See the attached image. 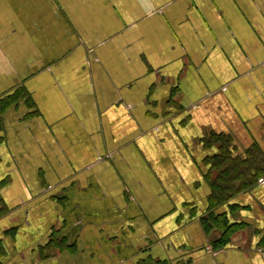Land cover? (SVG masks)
<instances>
[{
  "label": "crops",
  "instance_id": "1",
  "mask_svg": "<svg viewBox=\"0 0 264 264\" xmlns=\"http://www.w3.org/2000/svg\"><path fill=\"white\" fill-rule=\"evenodd\" d=\"M11 95L0 264H264V0H0Z\"/></svg>",
  "mask_w": 264,
  "mask_h": 264
},
{
  "label": "trees",
  "instance_id": "2",
  "mask_svg": "<svg viewBox=\"0 0 264 264\" xmlns=\"http://www.w3.org/2000/svg\"><path fill=\"white\" fill-rule=\"evenodd\" d=\"M16 99L14 98V95L7 96L3 99H0V116L7 111L13 104H15ZM227 141L229 139L223 138ZM227 147H221V152L219 154L218 160L220 162L223 161V158H225L224 164L227 165V168H230L237 172L238 169H235L236 166L230 162L228 159L229 154L231 153V149L229 148L230 143L227 142ZM219 162V163H220ZM245 164L244 166H241V172H243V175L245 176L238 187H236L234 190L229 191L227 188H229V185H231L233 176L229 173V170L227 172L223 171L221 174H223L220 178H217L214 182L216 187L214 188L213 196H212V205L217 206L218 204L228 200L231 196L236 194L239 191L245 190L252 185H254L262 176L264 177V165L262 164H256L255 165V148L251 149L249 151V156L245 158L244 160ZM214 165H219L218 163H214ZM250 169V172H249ZM239 171V170H238ZM248 172L250 175L248 176ZM226 190V191H225ZM209 222L211 223V228H219L223 229V234L220 237L219 240L215 242V247H222L226 245L232 234L238 229V227L235 224H230L228 219L224 214L217 215V214H210L209 217H206V219H209ZM213 223V224H212ZM160 264V263H158Z\"/></svg>",
  "mask_w": 264,
  "mask_h": 264
},
{
  "label": "built area",
  "instance_id": "3",
  "mask_svg": "<svg viewBox=\"0 0 264 264\" xmlns=\"http://www.w3.org/2000/svg\"><path fill=\"white\" fill-rule=\"evenodd\" d=\"M99 159L101 160L102 158L100 157Z\"/></svg>",
  "mask_w": 264,
  "mask_h": 264
}]
</instances>
